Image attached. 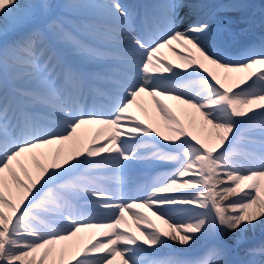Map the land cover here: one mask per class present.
Masks as SVG:
<instances>
[{
	"label": "snow or ice",
	"instance_id": "snow-or-ice-1",
	"mask_svg": "<svg viewBox=\"0 0 264 264\" xmlns=\"http://www.w3.org/2000/svg\"><path fill=\"white\" fill-rule=\"evenodd\" d=\"M203 7L0 0V264H232L264 228V41Z\"/></svg>",
	"mask_w": 264,
	"mask_h": 264
},
{
	"label": "bare ground",
	"instance_id": "bare-ground-1",
	"mask_svg": "<svg viewBox=\"0 0 264 264\" xmlns=\"http://www.w3.org/2000/svg\"><path fill=\"white\" fill-rule=\"evenodd\" d=\"M249 0H233L235 10L233 15H227L220 11H215L217 7H222L229 3V0H187L190 5H206L203 8H186L184 11L188 13L190 20H185V26L190 22H197L203 20L209 23L212 27V32L207 37V40L221 46L227 55L233 56V53H228L230 50L235 51V53L240 52L243 48L245 49L250 44L254 46H259L262 41H264V0H253L248 7L252 4L254 8L263 13V16L259 19H254L253 14L255 9L251 13L246 7ZM53 5L62 4L64 0H49ZM131 3L136 4L141 11L145 9H152L153 6L160 4L163 0H130ZM251 13V14H250ZM236 16L237 20H242L246 23L245 26H237V20L233 21V25L228 24V19L234 18ZM218 24H222L223 27ZM220 27V28H219ZM227 29V30H225ZM257 31V33H255ZM165 54L168 55L170 59L175 60L174 54L169 52L167 49L164 50ZM166 169H161L164 171ZM233 237H229V240H233ZM254 241H258L257 244H253ZM210 241L207 239L200 240L197 245L191 250H186L192 256H195L199 250L204 249ZM264 243V228H256L255 230H250L246 234L245 241L240 245H232V250L228 255V259L232 264H246L250 259L261 260L262 257H250L246 254L247 249L252 247H258Z\"/></svg>",
	"mask_w": 264,
	"mask_h": 264
},
{
	"label": "rangeland",
	"instance_id": "rangeland-1",
	"mask_svg": "<svg viewBox=\"0 0 264 264\" xmlns=\"http://www.w3.org/2000/svg\"><path fill=\"white\" fill-rule=\"evenodd\" d=\"M253 0H249L248 1V3H247V5H246V7H248V5L252 2ZM235 7V5H234V2H233V0H229V3H227V5H224V6H222V7H217L216 9H215V11H220V12H222V13H226L227 15L229 14V15H233L234 14V12H235V10H233V8ZM255 6H253L252 4L250 5V7H248V11L250 10V8H251V13L253 12V10L255 9L254 8ZM254 8V9H253ZM250 13V14H251ZM253 18L254 19H259L260 17H262L263 16V13L262 12H260V11H258L257 9H255V13L253 14ZM234 18H232V20L231 19H228L229 21H228V24H232L233 25V21H236L237 20V18H236V16H233ZM264 17V16H263ZM219 26H221L222 27V25H220V24H218ZM245 26L246 25V23H243L242 22V20H237V26ZM234 27H236V25L234 26L233 25V28ZM220 28V27H219ZM225 30H227V29H225ZM255 33H257V31L255 32ZM250 46H254V44H250L249 46H247L245 49L243 48L242 50H240V52H237V53H234L235 51H233V50H230L228 53H233V56H234V58H240L241 57V55L245 52V50L247 49V48H249ZM229 56H230V54H229ZM252 242H253V244H257L258 243V241H254V240H251ZM203 251V249L202 250H199V252L196 254V255H198L200 252H202Z\"/></svg>",
	"mask_w": 264,
	"mask_h": 264
}]
</instances>
